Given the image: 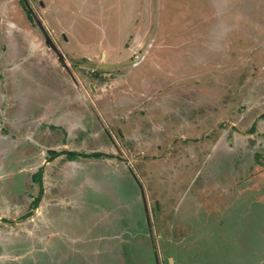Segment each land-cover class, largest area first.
<instances>
[{"label":"rangeland","instance_id":"rangeland-1","mask_svg":"<svg viewBox=\"0 0 264 264\" xmlns=\"http://www.w3.org/2000/svg\"><path fill=\"white\" fill-rule=\"evenodd\" d=\"M49 2L54 46L0 0V264H264V0ZM60 196L128 242L44 246Z\"/></svg>","mask_w":264,"mask_h":264},{"label":"crops","instance_id":"crops-1","mask_svg":"<svg viewBox=\"0 0 264 264\" xmlns=\"http://www.w3.org/2000/svg\"><path fill=\"white\" fill-rule=\"evenodd\" d=\"M28 4H29V6H30V10H29V13L31 14V15H33L32 16V19H29V23L27 24V22H26V30L28 29V30H30L29 29V27L30 28H37L36 27V25L38 26V28H39V30H40V32H42L43 33V36L44 37H47V39H48V41H49V43H50V46H54L53 44H52V41H51V33H50V27H49V23H51L50 21H52V22H58L59 20L57 19V16L58 15H55L54 14V10L56 9V8H53V7H56V6H52V7H50V2H49V0H30V1H28V0H25ZM23 5H24V2H23ZM55 5V4H54ZM51 12V13H50ZM42 13V14H41ZM44 13L48 16V17H50V19L49 18H46L45 17V15H44ZM0 22L2 23V22H5V20H4V15H3V12H2V10H1V8H0ZM31 22L33 23V24H31ZM10 23H11V25H10ZM3 24H5V23H3ZM6 24H9L8 25V28H11V30L10 31H7L10 35H14L15 33H16V31L18 32V31H20V27L19 26H17V24H16V22H15V20H13V19H10V20H7V22H6ZM13 24V25H12ZM11 26V27H10ZM62 31V30H61ZM62 32H65V31H62ZM61 33V32H60ZM66 34V33H65ZM65 36H67V35H65ZM67 39H68V37H67ZM6 52H10V51H6ZM6 52L2 49V48H0V65L2 66V67H0V81H9V77H8V75H7V71H8V69H6V73L4 72V58H6L7 57V55H6ZM60 57H59V63L61 64V63H63L62 61H63V59H62V57L64 56L65 57V55H63V53L60 51ZM63 55V56H62ZM9 59H10V57H9ZM7 63H9V70H13V71H10V72H14L15 71V69H14V67H15V65L17 66V62H15L13 59L11 60L10 59V61H8ZM66 66V68H67V65H65ZM62 71V70H61ZM63 74V73H62ZM64 75V74H63ZM71 79H74L73 77H71ZM10 81H14L13 79H10ZM76 83V82H75ZM1 85V84H0ZM81 85H82V83H81ZM95 84L94 83H91V87L92 88H95V86H94ZM67 107V106H66ZM65 107V110L64 111H68V113H70L68 116H69V118L70 119H72V118H74V116H76L77 115V113H74L73 111H70V109H67ZM51 114H53V112L51 113ZM50 116V115H49ZM56 116V115H55ZM51 117V116H50ZM78 117V115L76 116V118ZM71 122V121H70ZM72 123V122H71ZM68 127V126H67ZM76 158H71V160H75ZM75 162H77L76 160H75ZM71 163H73V162H71ZM72 167H75V166H72ZM135 173V172H134ZM64 176H66V175H64ZM137 176V175H136ZM138 177V176H137ZM65 178V177H64ZM61 184H63V180L61 181ZM66 189H67V186L65 187ZM44 191V190H43ZM66 192H67V190H66ZM43 194H45V193H43ZM43 194H41V197H42V195ZM143 195H144V191H143V193H142ZM67 195H70V197H72V194H70V193H68L67 192ZM48 195H46V197H47ZM74 196V200L75 201H73L74 203H75V205H73V209H71L70 211H67V212H65V213H63L62 214V216H59L60 217V219L59 220H61L62 219V217L63 216H65V215H67V214H70L71 213V211H73L74 209L76 210L77 208H78V206L80 205V203L82 202V200L79 198V197H77L76 195H73ZM61 198H59L61 201H59V200H57V198H51V201L49 202V210H50V208H52V210H50V214H49V217H51L50 219H49V224L50 225H48L49 227H48V231L43 235V241H42V244L44 245V246H47V245H45L44 243L46 242V241H52V240H54V242L55 243H57L59 246H62L63 245V242L61 241V239L64 237V236H66L67 238H70L69 236H71V237H77V239L76 238H73V240L74 241H76V240H78L79 242L78 243H81L80 245L79 244H76V246L75 247H73V249H72V251L75 253V254H78V253H83V252H85V249H86V246H92V244L94 245V246H96L95 247V249H94V251H93V254H99L100 253V251L99 250H101L102 248L101 247H99L98 249H97V246H99V245H101V243H103V241H106V243L105 244H109V240H116V242L118 243V244H120L121 245V247L123 246V244H124V242L122 243V240H121V238L122 239H124V241H125V243H127L128 241H127V237L124 235V236H112V237H109V236H104V235H101V236H96V238H91V237H88L87 235H77V234H74V233H72L71 231H63V230H60V229H58V228H56L53 224L55 223V221L59 218V217H56L55 216V218L53 219L52 217L56 214V212H54V207L55 208H57L58 206H60L62 203L61 202H64L66 199H68V200H70L69 198H65V197H63V196H60ZM40 201V200H39ZM39 201H38V203H39ZM38 203H37V205H38ZM65 204H67V205H63L62 207H67V206H69L70 204L68 203V202H66ZM37 205L35 204V209L37 208ZM36 212H37V210H36ZM46 216V215H45ZM130 239H131V236L129 237ZM81 239H82V241H81ZM107 247H109V245H106V248ZM119 254H121V256L123 257V255L125 256V254H124V252L121 250V252H119ZM124 264H127L126 263V259L124 260Z\"/></svg>","mask_w":264,"mask_h":264},{"label":"trees","instance_id":"trees-1","mask_svg":"<svg viewBox=\"0 0 264 264\" xmlns=\"http://www.w3.org/2000/svg\"><path fill=\"white\" fill-rule=\"evenodd\" d=\"M42 181V180H41ZM40 200V197L37 198L36 204L38 203V201Z\"/></svg>","mask_w":264,"mask_h":264}]
</instances>
